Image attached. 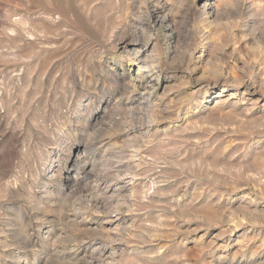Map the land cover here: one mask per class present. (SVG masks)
Here are the masks:
<instances>
[{
	"label": "clouds",
	"instance_id": "obj_1",
	"mask_svg": "<svg viewBox=\"0 0 264 264\" xmlns=\"http://www.w3.org/2000/svg\"><path fill=\"white\" fill-rule=\"evenodd\" d=\"M121 44L140 46L130 78ZM210 94V123L244 132L230 152L174 131ZM192 184L188 207L264 187V0H0V264H171L169 218L213 226L181 209ZM252 204L231 210L239 249L208 244L207 264H264Z\"/></svg>",
	"mask_w": 264,
	"mask_h": 264
},
{
	"label": "rangeland",
	"instance_id": "obj_2",
	"mask_svg": "<svg viewBox=\"0 0 264 264\" xmlns=\"http://www.w3.org/2000/svg\"><path fill=\"white\" fill-rule=\"evenodd\" d=\"M16 19L15 17L13 18ZM140 46L128 44L127 49L125 51V45L121 44L117 47L116 54H123L122 63L127 69H134V71L130 72V76H134L137 69L136 65L128 63L127 57L129 55H136V52ZM142 59V58H141ZM117 70H121L119 66H117ZM146 79H150V77L146 76ZM190 90H184L182 95H186ZM206 101V107L202 112L197 115H194L191 119H185L184 122L174 129L175 132L180 133L183 132L186 136H195L199 135V133H189L187 132V128L189 126L196 127L198 129L204 128L211 132L209 139L213 144H216L219 141L217 147L221 150H227L230 152L232 147L236 146V142L242 140L244 138V132H237L235 126L228 128L226 130H221L215 127V125L211 124L210 121L219 116L220 113L214 111L217 103L226 97H221L219 95L214 96ZM174 99H181L182 96H177L173 94ZM203 99V96H202ZM201 121L205 123L201 124ZM226 133H231L228 135ZM227 154V152H226ZM66 155V153H65ZM65 164L70 165L73 163L71 160H64ZM172 189L170 188L169 191ZM196 185H190L185 191L184 195H180L179 192V205L181 209L187 208L189 214H199L205 217L207 222L211 225L209 229L205 230L204 228H199L198 231H191L192 229L197 228L198 222H188L185 219L178 218H169L165 222V226L161 229L160 232L156 233V235L161 238V244H168L170 247L169 255L172 257H180L179 259H174L171 264H184V260H187L189 264H199L198 257L200 259H204L206 261H211L213 256L219 257L223 255L224 250L217 248L214 253H212L211 249H208L206 245L215 242V245L223 244L226 240H231L232 247L229 251L232 254H235L236 250L239 249L240 244L238 241L243 240L245 238V233L247 232V226L243 225V221H240L241 226L237 227V220L231 214V210L239 205L241 201L248 197L249 193H252V210L261 213L264 212V187L257 188L253 186L251 188H242L238 191L232 193L231 196H225L220 200L219 205L215 204V201L219 197H213L212 201H208L207 192H203L200 194V198L196 201V204L192 207H188L191 203L193 196L196 195ZM260 192L262 195L257 196L256 193ZM107 195L115 194V186L110 188ZM167 199V198H165ZM126 215H136L134 212ZM94 220H100L101 226L105 229L111 228L114 225L113 221L107 220L103 217H94ZM15 223V220L12 221ZM146 225L151 223V220L143 221ZM132 221L129 220V224ZM90 226L95 227L96 224L93 222H89ZM231 230V231H229ZM187 233V235H185ZM175 234V235H173ZM251 235V233H249ZM264 241H254V244L259 245V243ZM211 253V254H210Z\"/></svg>",
	"mask_w": 264,
	"mask_h": 264
},
{
	"label": "bare ground",
	"instance_id": "obj_3",
	"mask_svg": "<svg viewBox=\"0 0 264 264\" xmlns=\"http://www.w3.org/2000/svg\"><path fill=\"white\" fill-rule=\"evenodd\" d=\"M143 63V61H142V59H141V64ZM136 67V69H137V71H139V66H135ZM147 80V79H146Z\"/></svg>",
	"mask_w": 264,
	"mask_h": 264
}]
</instances>
